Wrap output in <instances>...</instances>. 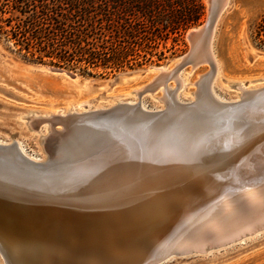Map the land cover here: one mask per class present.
I'll use <instances>...</instances> for the list:
<instances>
[{"label": "bare ground", "instance_id": "obj_1", "mask_svg": "<svg viewBox=\"0 0 264 264\" xmlns=\"http://www.w3.org/2000/svg\"><path fill=\"white\" fill-rule=\"evenodd\" d=\"M214 27L193 36L192 65L153 67L114 102L18 112L44 157L0 136V264H158L264 229V83L217 92ZM200 63L182 99L179 70Z\"/></svg>", "mask_w": 264, "mask_h": 264}, {"label": "rangeland", "instance_id": "obj_2", "mask_svg": "<svg viewBox=\"0 0 264 264\" xmlns=\"http://www.w3.org/2000/svg\"><path fill=\"white\" fill-rule=\"evenodd\" d=\"M201 1L204 13L199 22L183 30L172 48L171 38L166 42L167 49L160 46L165 58L157 60L153 56L152 61L143 65L113 72L98 69L88 73L90 69L81 71L78 68L55 65L46 58L38 61L24 55V51H19L12 40L7 41L0 35V136L6 141L13 138L20 140L28 153L35 152L36 156L43 158L39 129H29L25 124L26 119H22L18 112L30 115L31 111L40 113L90 98L87 104L77 107L84 110L88 108L87 105L94 107L96 102H114V99L108 98L112 94H122L145 85L156 72L153 67L173 66L179 60L178 57L187 51V32L200 25L205 18L206 0ZM213 33L212 53L219 64L214 75V88L217 92L226 97L231 96L236 92L234 82L238 81L246 82L247 86L263 84L264 80L258 78L264 77V0H227L216 20ZM40 65L74 73L78 76L77 81L35 68ZM208 68L206 64L200 63L193 70L189 65L179 70L178 95L182 99L190 98L189 94L193 90L191 82L197 74L204 73ZM119 74L122 75L115 83L104 85ZM89 80H95L98 85ZM85 82L87 84L83 85ZM159 94V89L145 93L146 105L162 106L163 103L153 97ZM124 97L135 99L136 95L129 93L119 98ZM44 125L46 123L41 124ZM46 129L43 133L47 132ZM171 256L158 264H264V229L228 245L210 247L205 252Z\"/></svg>", "mask_w": 264, "mask_h": 264}, {"label": "trees", "instance_id": "obj_3", "mask_svg": "<svg viewBox=\"0 0 264 264\" xmlns=\"http://www.w3.org/2000/svg\"><path fill=\"white\" fill-rule=\"evenodd\" d=\"M203 13L201 0H0V35L38 61L113 72L165 58Z\"/></svg>", "mask_w": 264, "mask_h": 264}, {"label": "water", "instance_id": "obj_4", "mask_svg": "<svg viewBox=\"0 0 264 264\" xmlns=\"http://www.w3.org/2000/svg\"><path fill=\"white\" fill-rule=\"evenodd\" d=\"M224 2H225V0H206V14H205L204 21L195 28L196 30L191 29L187 32V39L189 42V48L187 49V51L185 53L180 55L178 58L183 59V60L186 59V62L190 63L191 65L195 62V60H190L191 55H189V52L193 46V36L198 34V32L206 26H208V32L211 33V31L214 27V24L216 23V20H217L218 16L220 15V13L224 7ZM35 68L40 69L41 71L46 70V71H51V72H57L59 74L62 73L68 77H73L75 75L74 73L65 71L63 69L50 68V67H47L45 65L35 66ZM115 77H114V80H115ZM102 111L104 112V110H102ZM53 125H55V124H53ZM48 131H49V129H48ZM0 147H2V146L0 145Z\"/></svg>", "mask_w": 264, "mask_h": 264}]
</instances>
